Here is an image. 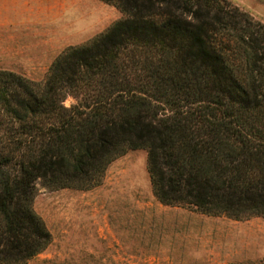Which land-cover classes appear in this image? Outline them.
Instances as JSON below:
<instances>
[{
	"label": "trees",
	"instance_id": "1",
	"mask_svg": "<svg viewBox=\"0 0 264 264\" xmlns=\"http://www.w3.org/2000/svg\"><path fill=\"white\" fill-rule=\"evenodd\" d=\"M103 1L122 16L43 79L0 69V264L51 239L37 181L87 189L127 149L164 204L264 217V22L231 0Z\"/></svg>",
	"mask_w": 264,
	"mask_h": 264
},
{
	"label": "rangeland",
	"instance_id": "2",
	"mask_svg": "<svg viewBox=\"0 0 264 264\" xmlns=\"http://www.w3.org/2000/svg\"><path fill=\"white\" fill-rule=\"evenodd\" d=\"M231 1L264 22V0ZM61 3L66 4L52 25L71 44L122 16L103 0ZM46 71L17 73L38 81ZM75 102L71 94L63 100L66 106ZM33 207L51 239L27 264H264V217L234 218L160 202L142 148L117 156L101 182L87 189H52L37 181Z\"/></svg>",
	"mask_w": 264,
	"mask_h": 264
},
{
	"label": "crops",
	"instance_id": "3",
	"mask_svg": "<svg viewBox=\"0 0 264 264\" xmlns=\"http://www.w3.org/2000/svg\"><path fill=\"white\" fill-rule=\"evenodd\" d=\"M65 4L61 0H0V69L46 71L71 44L68 35L54 31L52 25Z\"/></svg>",
	"mask_w": 264,
	"mask_h": 264
}]
</instances>
